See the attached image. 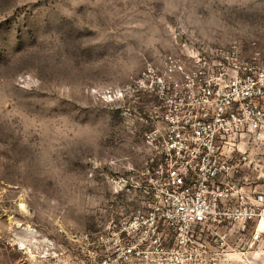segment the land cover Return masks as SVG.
<instances>
[{
  "label": "rangeland",
  "instance_id": "374dc122",
  "mask_svg": "<svg viewBox=\"0 0 264 264\" xmlns=\"http://www.w3.org/2000/svg\"><path fill=\"white\" fill-rule=\"evenodd\" d=\"M178 34L264 55V0H0V264H100L89 237L134 204L106 175L143 159L124 111L144 97L107 94ZM250 157L264 174V142ZM226 231L236 264H264V227Z\"/></svg>",
  "mask_w": 264,
  "mask_h": 264
},
{
  "label": "built area",
  "instance_id": "2783aa9c",
  "mask_svg": "<svg viewBox=\"0 0 264 264\" xmlns=\"http://www.w3.org/2000/svg\"><path fill=\"white\" fill-rule=\"evenodd\" d=\"M174 40L118 96L107 94L144 97L124 111L142 125L143 159L106 175L134 204L107 221L105 236L87 238L100 264H236L226 230L244 233L264 217V174L250 157L264 142V55L254 42L246 53L236 39Z\"/></svg>",
  "mask_w": 264,
  "mask_h": 264
},
{
  "label": "bare ground",
  "instance_id": "6f19581e",
  "mask_svg": "<svg viewBox=\"0 0 264 264\" xmlns=\"http://www.w3.org/2000/svg\"><path fill=\"white\" fill-rule=\"evenodd\" d=\"M262 227H264V217H262L258 222V229H261Z\"/></svg>",
  "mask_w": 264,
  "mask_h": 264
},
{
  "label": "flooded vegetation",
  "instance_id": "af4514ba",
  "mask_svg": "<svg viewBox=\"0 0 264 264\" xmlns=\"http://www.w3.org/2000/svg\"><path fill=\"white\" fill-rule=\"evenodd\" d=\"M94 239V237H91V240H93Z\"/></svg>",
  "mask_w": 264,
  "mask_h": 264
}]
</instances>
